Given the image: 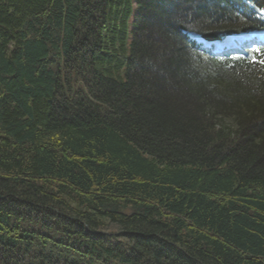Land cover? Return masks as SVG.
I'll use <instances>...</instances> for the list:
<instances>
[{"label": "trees", "instance_id": "trees-1", "mask_svg": "<svg viewBox=\"0 0 264 264\" xmlns=\"http://www.w3.org/2000/svg\"><path fill=\"white\" fill-rule=\"evenodd\" d=\"M263 28L264 0H0V264H264V43L190 37Z\"/></svg>", "mask_w": 264, "mask_h": 264}, {"label": "water", "instance_id": "water-1", "mask_svg": "<svg viewBox=\"0 0 264 264\" xmlns=\"http://www.w3.org/2000/svg\"><path fill=\"white\" fill-rule=\"evenodd\" d=\"M203 39L207 40V41H214L217 39V36L214 35V34H211V33H208V34H204L202 36Z\"/></svg>", "mask_w": 264, "mask_h": 264}, {"label": "rangeland", "instance_id": "rangeland-1", "mask_svg": "<svg viewBox=\"0 0 264 264\" xmlns=\"http://www.w3.org/2000/svg\"><path fill=\"white\" fill-rule=\"evenodd\" d=\"M154 20H155V19H153V21H152V22H155Z\"/></svg>", "mask_w": 264, "mask_h": 264}]
</instances>
